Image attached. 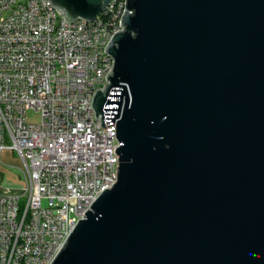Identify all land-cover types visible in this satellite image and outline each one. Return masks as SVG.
Wrapping results in <instances>:
<instances>
[{
  "label": "water",
  "instance_id": "95a60500",
  "mask_svg": "<svg viewBox=\"0 0 264 264\" xmlns=\"http://www.w3.org/2000/svg\"><path fill=\"white\" fill-rule=\"evenodd\" d=\"M119 26L90 104L116 180L50 264H264V0H125Z\"/></svg>",
  "mask_w": 264,
  "mask_h": 264
},
{
  "label": "built area",
  "instance_id": "2783aa9c",
  "mask_svg": "<svg viewBox=\"0 0 264 264\" xmlns=\"http://www.w3.org/2000/svg\"><path fill=\"white\" fill-rule=\"evenodd\" d=\"M119 21L117 4L67 22L48 0H0V153L16 152L25 175L0 188V264L50 263L107 188L116 123L90 125L85 94L105 85Z\"/></svg>",
  "mask_w": 264,
  "mask_h": 264
},
{
  "label": "rangeland",
  "instance_id": "374dc122",
  "mask_svg": "<svg viewBox=\"0 0 264 264\" xmlns=\"http://www.w3.org/2000/svg\"><path fill=\"white\" fill-rule=\"evenodd\" d=\"M26 115L29 121L39 120V115L32 110H28ZM23 168L24 164L16 152L3 150L0 153V188L23 185L25 179Z\"/></svg>",
  "mask_w": 264,
  "mask_h": 264
},
{
  "label": "bare ground",
  "instance_id": "6f19581e",
  "mask_svg": "<svg viewBox=\"0 0 264 264\" xmlns=\"http://www.w3.org/2000/svg\"><path fill=\"white\" fill-rule=\"evenodd\" d=\"M124 2L125 0H111L109 4L107 5V7L105 8V10H107V8H111L112 5L117 4V6H119V19H120L123 13V10H124ZM48 5H50L49 2H48ZM118 30H122V27L119 26V22H116L114 25V33ZM110 59L112 58L110 57ZM111 65H112V62H110V69H111ZM96 90L97 89H89L88 92L85 94V104L87 108H90V104H91L93 95ZM89 116H90V125H97V119H95L94 117L93 109H89ZM116 158L117 156H110L109 161L107 162V187H110L111 184L114 182V169L116 168V164H117ZM45 264H50V263H45Z\"/></svg>",
  "mask_w": 264,
  "mask_h": 264
}]
</instances>
